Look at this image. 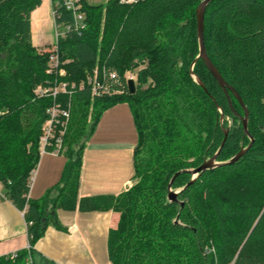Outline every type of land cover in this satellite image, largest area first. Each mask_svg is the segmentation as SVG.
<instances>
[{
    "label": "trees",
    "instance_id": "1",
    "mask_svg": "<svg viewBox=\"0 0 264 264\" xmlns=\"http://www.w3.org/2000/svg\"><path fill=\"white\" fill-rule=\"evenodd\" d=\"M65 1L52 0L63 29L53 53L33 41V14L44 0H0V183L25 212L32 249L51 221L60 228L58 209L114 211L120 219L108 237L112 264H264V0H213L207 7V54L242 98L254 144L236 163L207 171L190 186L187 171L216 156L226 129L217 162H229L251 143L244 133V109L231 92L230 105L198 59L196 12L204 0H108L97 6L78 0L84 26L78 29ZM54 54L64 78L47 73ZM97 70L112 91L122 93L98 98L87 86L70 97L61 180L42 200L28 199L41 158L42 127L55 102L36 98V89L55 80L79 85ZM135 71L132 95L126 75ZM67 99L60 97L63 103ZM124 103L138 133V182L118 196L80 198L87 142L102 115ZM177 174L172 190L182 191L170 202L169 186ZM27 256L22 251L0 264H25Z\"/></svg>",
    "mask_w": 264,
    "mask_h": 264
},
{
    "label": "crops",
    "instance_id": "2",
    "mask_svg": "<svg viewBox=\"0 0 264 264\" xmlns=\"http://www.w3.org/2000/svg\"><path fill=\"white\" fill-rule=\"evenodd\" d=\"M51 9L52 1L44 0L33 14V41L39 48H47L52 41ZM137 144L138 133L129 105L119 104L107 110L83 153L79 197L118 196L128 191L135 181ZM66 162L63 153L41 156L31 182V200H42L58 185ZM56 196L54 193L52 198ZM56 216L60 228L51 221L44 237L32 249L33 264H112L108 237L118 227L119 213L58 209ZM28 245L25 212L10 201L7 188L0 183V253L4 256L21 253Z\"/></svg>",
    "mask_w": 264,
    "mask_h": 264
},
{
    "label": "built area",
    "instance_id": "3",
    "mask_svg": "<svg viewBox=\"0 0 264 264\" xmlns=\"http://www.w3.org/2000/svg\"><path fill=\"white\" fill-rule=\"evenodd\" d=\"M76 2H78V0H66L64 2V5L69 11H73L75 13V21L78 29L79 27L83 28L84 26L83 16L77 14L78 8L76 6ZM53 14L55 19V10ZM57 27L60 28V26L58 25ZM62 33L60 35H63ZM47 73L58 78L66 77V71L62 66H60V61L57 54H54L52 56ZM110 77L111 79L117 78L115 74H111ZM130 79L135 80L133 75L127 77V80ZM87 86H89V88L91 89V94L93 95V97L100 98L103 96L117 95L122 93L120 91H112L109 86L100 79L98 70L95 71L94 74L90 75L85 82H81L79 85L75 83L70 84L64 81L55 80V82H52L47 86H40L36 89V98L43 99L46 97H52L55 101L53 106H51L47 110L48 117L43 125L42 133L39 138V152L41 156L45 154L59 155L64 152V141L68 132L72 115L70 97L77 90H83ZM64 95L69 97V102L68 99L65 103L60 101V97ZM34 176L35 171L31 175L29 190L32 187L31 182ZM29 198L30 195H28V199ZM25 251L28 252L25 264H33L31 258L32 247L30 243ZM18 255L19 253L4 256L0 253V259H5L6 261L13 260Z\"/></svg>",
    "mask_w": 264,
    "mask_h": 264
},
{
    "label": "water",
    "instance_id": "4",
    "mask_svg": "<svg viewBox=\"0 0 264 264\" xmlns=\"http://www.w3.org/2000/svg\"><path fill=\"white\" fill-rule=\"evenodd\" d=\"M213 0H204L198 7L196 15H197V33H198V42H199V57L198 59H201L204 61L206 67L208 68V70L210 71V73L212 74V76L216 79V81L218 82V84L221 86V88L224 90V92L226 93L228 99H229V103L232 106V100L230 98V92L234 94V96L237 98L238 102L240 103L241 107L244 109L245 111V118L242 119L243 122V127H244V133L245 136H248L251 139V143L247 148H243L240 153L235 156V158H233L232 160H230L229 162L226 163H219L217 162V158L218 155L220 154V152L222 151L226 141H227V137L229 134V129L225 130V139L221 145V148L219 150V152L216 154V156H214L212 159L206 161L202 166H200L199 168L195 169V170H190L187 171L188 173H190L192 175V180L189 183L188 186H190L201 174L207 172V171H211L214 170L216 168L219 167H223L226 165H231L236 163L238 160H240V158H242L246 152L253 146L254 144V140L252 139L250 133H249V128H248V122H249V112L246 109L242 98L239 96V94L234 90V88L230 87L225 80L223 79L222 75L220 74V72L218 71V69L215 67V65L212 63L211 59L209 58L207 51H206V46H205V14H206V10L207 7L209 6V4L212 2ZM196 81L199 83V85L207 92V89L205 87V85L198 79H196ZM128 86H129V91L130 94H135L136 93V84L135 81L130 79L128 81ZM180 174V173H179ZM177 174L174 179L172 180L170 186H169V201L170 202H176L178 195L181 193L182 190L180 191H173L172 190V185L174 180L176 179V177L179 175ZM187 186V187H188ZM186 187V188H187ZM185 188V189H186Z\"/></svg>",
    "mask_w": 264,
    "mask_h": 264
},
{
    "label": "rangeland",
    "instance_id": "5",
    "mask_svg": "<svg viewBox=\"0 0 264 264\" xmlns=\"http://www.w3.org/2000/svg\"><path fill=\"white\" fill-rule=\"evenodd\" d=\"M107 1L108 0H88L89 4H91L92 6H97V5H100V4H105V3H107ZM130 1L136 2L137 0H125L123 2L131 3ZM54 10H55V8H54L53 2H52V9H51V14H50V21H51V23H50L51 31L50 32H51V36H52L51 37L52 38V41L50 42L51 44L47 48H39L38 47L40 50H48V51H52L53 53L57 52V50H58V43H59L58 40L60 38L59 35L63 32V29L62 28H58L57 25H56V21L54 19V14H53L54 13ZM48 30H46V33H47ZM51 58H50V60H51ZM142 68L143 67H141V69ZM137 72L138 71L128 72L127 75H126V77H129L130 75H133L134 76V79L137 80ZM1 115H3V112H0V116ZM231 124H232V122L230 120H228V126H231ZM42 129H43V127H42ZM188 159L189 158H187V160ZM188 161L189 162H193L194 159L193 158H190ZM137 182H138V180H135L134 183L132 184V186H134Z\"/></svg>",
    "mask_w": 264,
    "mask_h": 264
}]
</instances>
